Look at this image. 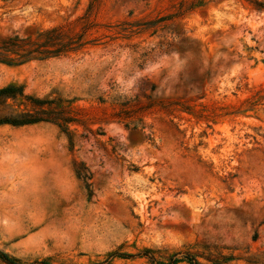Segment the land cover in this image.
<instances>
[{
  "label": "rangeland",
  "instance_id": "obj_1",
  "mask_svg": "<svg viewBox=\"0 0 264 264\" xmlns=\"http://www.w3.org/2000/svg\"><path fill=\"white\" fill-rule=\"evenodd\" d=\"M179 2L0 0V38L94 24L79 51L0 63V89L75 116L67 133L0 125V251L23 264H151L146 250L264 264V10L201 0L125 30ZM31 110L22 97L0 104V116Z\"/></svg>",
  "mask_w": 264,
  "mask_h": 264
},
{
  "label": "trees",
  "instance_id": "obj_2",
  "mask_svg": "<svg viewBox=\"0 0 264 264\" xmlns=\"http://www.w3.org/2000/svg\"><path fill=\"white\" fill-rule=\"evenodd\" d=\"M247 1L252 3L255 9L264 10V4L256 0ZM200 4L201 0H180L179 7L175 8L169 15L153 20L139 19L137 21L124 22L123 24L126 26L125 30H128L130 33L144 32L155 27L160 22L179 19L186 12L191 11ZM89 9L91 10L93 8ZM89 16L88 14L85 21L79 26L74 24L75 21L61 24L41 32L35 39L21 38L18 35L0 38V63L18 66L30 60L42 61L79 51L87 44V42L83 40L87 31L94 26ZM77 28L79 31H76ZM17 97H22V99L28 103L32 108L31 113H21L15 116H0V125L9 124L18 127L40 122H51L57 124L58 127L62 128V130L67 133L66 125L75 121V116L71 109L59 107L53 100L24 96L20 87L8 86L0 89V104L8 98L16 99ZM142 255H145L151 264H176L180 261L176 255H173L169 258L167 263L156 262L148 250L144 251ZM108 257L128 258L130 256L128 254L115 252L111 253ZM0 259L5 264H23L17 258L11 257L2 251H0ZM183 259L188 264H198V262L188 254L184 255ZM29 264L50 263L43 260L34 261Z\"/></svg>",
  "mask_w": 264,
  "mask_h": 264
}]
</instances>
